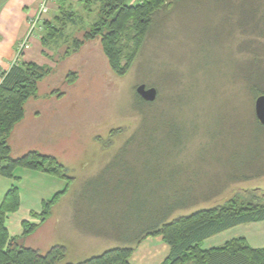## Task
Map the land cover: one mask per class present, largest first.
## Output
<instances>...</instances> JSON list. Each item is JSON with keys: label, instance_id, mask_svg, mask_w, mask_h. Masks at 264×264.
I'll return each mask as SVG.
<instances>
[{"label": "rangeland", "instance_id": "374dc122", "mask_svg": "<svg viewBox=\"0 0 264 264\" xmlns=\"http://www.w3.org/2000/svg\"><path fill=\"white\" fill-rule=\"evenodd\" d=\"M257 3L172 0L138 58L120 75L110 66L99 38L74 46L93 29L98 3L87 7L80 0H68L76 14L69 19L64 14L56 28H48L45 47L35 42L26 48L28 59L49 70L39 82L37 97L26 104L27 113H42L30 125L27 152L56 157L73 179L25 168L17 169L18 180L5 177L19 187L21 214L26 208L40 212L43 200L66 189L49 218L18 239L20 246L41 254L64 246L66 256L59 264L79 263L124 246L126 226L116 208L99 203L103 198L97 190L107 177H101V171L127 140L147 147L153 133L163 153L164 177L168 168L176 173L170 184L192 185L197 191L193 199L215 193L212 199L203 197L177 211V217L230 197L264 202V124L255 111L257 97L264 94V36L253 28L252 8ZM241 22L249 26L243 28ZM32 31L43 34L41 28ZM140 84L157 89L155 101L137 94ZM180 142L182 149L175 150ZM145 150L132 153L145 157ZM5 181L0 182L2 196L10 186Z\"/></svg>", "mask_w": 264, "mask_h": 264}, {"label": "trees", "instance_id": "16d2710c", "mask_svg": "<svg viewBox=\"0 0 264 264\" xmlns=\"http://www.w3.org/2000/svg\"><path fill=\"white\" fill-rule=\"evenodd\" d=\"M171 1L83 0L87 7L98 3L99 18L81 41H74V46L78 48L86 41L99 38L113 71L122 75L138 58L146 39L159 20L160 13L171 5ZM178 1L174 0L175 4ZM257 2L252 8L255 17L253 19L256 20L253 28H257L259 34L264 36V0ZM60 3L59 14L42 23L41 40L44 47L48 39V28H56L64 14L66 19L76 14L70 9V5H65V1ZM239 25L243 28L249 26L248 23L242 22ZM47 74V65L33 61L14 63L9 71L2 74L0 176L18 180L20 177L16 175L17 169L25 168L64 178L68 182L73 179L67 175L66 167L52 155L35 150L19 157H13L11 154L9 138L16 124L25 116L27 100L37 96L39 82ZM150 135V145L147 147L139 141L134 142V139L127 140L101 171V175L106 174L107 177H104L105 182L100 184L97 190L103 198L99 203L104 207L116 208L117 218L119 217L126 226V234L122 239L125 245L110 248L79 263L66 264H131L136 247L149 236H162L170 247L168 256L161 264H264V247H252L244 237L233 238L221 246L203 247L204 241L217 233L239 224L263 221L264 202L254 203L240 197H230L220 205L177 217V211L190 208L203 197L206 200L212 199L215 193L201 197L199 195L193 199V194L197 191L192 185L170 184L176 173L168 168V175L164 177L163 153L159 150L155 134ZM174 147L175 150H181L182 143H176ZM134 149L138 152L146 149V156L135 158L134 154L137 155L138 152H134ZM129 154L132 155L131 159ZM143 179L146 182L159 183L144 184L141 183ZM188 181H191V178ZM63 191L58 192L51 200L43 201L40 213L32 212V216L40 220L39 223L23 221V236L35 232L49 218L52 206ZM20 206V190L14 183L0 203V264H59L66 256L64 246L56 245L41 254L32 247L20 246L19 237L10 235L8 216L18 211ZM111 215L114 216H108Z\"/></svg>", "mask_w": 264, "mask_h": 264}, {"label": "crops", "instance_id": "0c3cea01", "mask_svg": "<svg viewBox=\"0 0 264 264\" xmlns=\"http://www.w3.org/2000/svg\"><path fill=\"white\" fill-rule=\"evenodd\" d=\"M44 1L46 0H0V83L2 82V74L9 71L14 63L20 61L36 62L35 60L28 59L27 55H30V53H27L26 48L28 44L31 46V44H34L35 42V45L39 44L40 46L44 47L41 40L42 35H40L38 31L37 33L36 31H32V21L35 20V16L37 15ZM61 1H65L66 6L69 5L68 0H47L49 6V15H42V18L35 26L36 30L40 28L43 29L42 23L45 20H52L56 15L59 14ZM80 1L83 2V0ZM33 35L35 39L34 41H31ZM22 44L24 46L21 49ZM41 52L46 56L48 55L45 53V49L43 48ZM31 98H29L27 102ZM26 104L25 116L20 122L16 124L9 138L11 154H16L15 157H19L27 153L28 149L31 147L29 145L32 138L30 136L32 134L30 125L33 126L35 120L40 119V116L42 115V113L38 110H32L30 113H27ZM23 171L27 172L26 170ZM8 180L11 179H5L4 176H0V182H7ZM8 184L10 186L7 189L11 187L13 181H8ZM3 197L4 196H2L0 192V203ZM20 197L21 209V207L24 208L22 194H20ZM20 209L17 212L10 213L7 219V226L10 235L19 238L22 237L24 233L23 221L39 223L37 222V219L32 216V212L40 213L42 211L41 210L39 212V210L36 211L26 208L24 213L21 214L19 213ZM237 237H244L252 247H264V220L239 224L225 231L217 233L207 238L204 241L203 247L212 248L221 246L228 240ZM169 250L170 247L164 242L162 236H149L136 247L131 258V264H161L168 256Z\"/></svg>", "mask_w": 264, "mask_h": 264}, {"label": "water", "instance_id": "95a60500", "mask_svg": "<svg viewBox=\"0 0 264 264\" xmlns=\"http://www.w3.org/2000/svg\"><path fill=\"white\" fill-rule=\"evenodd\" d=\"M136 91L141 98L148 102L155 101L158 96L157 89L155 87H147L146 84H140ZM255 111L259 122L264 124V94L257 97Z\"/></svg>", "mask_w": 264, "mask_h": 264}, {"label": "built area", "instance_id": "2783aa9c", "mask_svg": "<svg viewBox=\"0 0 264 264\" xmlns=\"http://www.w3.org/2000/svg\"><path fill=\"white\" fill-rule=\"evenodd\" d=\"M48 11V3H47V0L44 1L41 5V8L40 10L38 11L37 15L35 16V20L32 21V28L35 27V25L37 24V22L42 18V15L44 13H46ZM24 45L22 44L21 45V48L23 47Z\"/></svg>", "mask_w": 264, "mask_h": 264}, {"label": "flooded vegetation", "instance_id": "af4514ba", "mask_svg": "<svg viewBox=\"0 0 264 264\" xmlns=\"http://www.w3.org/2000/svg\"><path fill=\"white\" fill-rule=\"evenodd\" d=\"M262 124V123H261Z\"/></svg>", "mask_w": 264, "mask_h": 264}]
</instances>
